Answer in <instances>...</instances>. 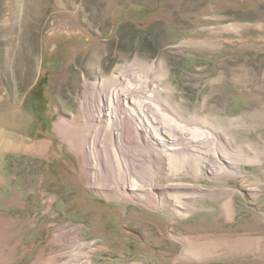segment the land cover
I'll list each match as a JSON object with an SVG mask.
<instances>
[{
  "label": "rangeland",
  "instance_id": "374dc122",
  "mask_svg": "<svg viewBox=\"0 0 264 264\" xmlns=\"http://www.w3.org/2000/svg\"><path fill=\"white\" fill-rule=\"evenodd\" d=\"M117 68L162 126L120 168L159 208L99 192L57 128ZM2 131L48 148L0 150V264H264V0H0Z\"/></svg>",
  "mask_w": 264,
  "mask_h": 264
},
{
  "label": "bare ground",
  "instance_id": "6f19581e",
  "mask_svg": "<svg viewBox=\"0 0 264 264\" xmlns=\"http://www.w3.org/2000/svg\"><path fill=\"white\" fill-rule=\"evenodd\" d=\"M120 70L117 68L110 75L102 73L95 81L84 79L85 89L78 107L82 112V120L80 122L77 121L78 114H75L73 120L70 121L62 118L59 119L57 128L61 131V134L69 139L71 146H75L76 138L74 134H76V137L84 138V163L82 170L99 192L108 198L117 197L124 200H136L147 203L151 207L159 208V206H165V203L162 197L158 198L159 196L157 197L152 193L153 184H150L151 188H148V190L140 188L141 179L136 175L123 177L122 169H120L123 166L122 163L125 164L123 162V158L125 159L123 154L126 144L130 143L129 140L131 139L129 138L144 139L146 137L145 140L152 139L156 143L166 142L162 137H158L162 134V126L160 128L157 127L152 120H146L140 114V111H138L139 113L137 112L139 109L135 107L134 88L127 87V89H123L119 86L118 81L122 78V71ZM105 85L108 86L107 89H105ZM91 88H99V94H95L94 90H90ZM90 100L93 101L92 107L89 106ZM70 132L71 134L69 135L68 133ZM11 134H8L10 137L8 139L5 131L0 133V150L3 147H8L9 149H18L20 147L42 153L48 148L46 142H42L39 145L37 142L27 141L24 139L25 137L15 140V136L13 135V138ZM134 139L132 141H136ZM104 148L109 150L114 156L113 161L116 163L117 170H119L117 180L110 184L104 182L105 177L108 176L105 174L108 172L107 163L104 161V154H101ZM181 150V147H167L162 150L164 151L162 153L163 158L158 157L157 161L175 165L180 161L178 151ZM126 166L124 168L128 169L129 165L127 164ZM181 186V184H177L174 187L166 186L164 189L170 187L173 190H180L182 189ZM175 209L182 211V208L176 204L173 210Z\"/></svg>",
  "mask_w": 264,
  "mask_h": 264
}]
</instances>
